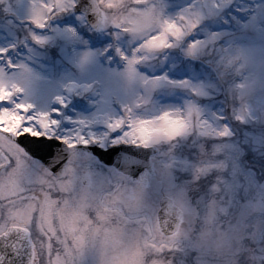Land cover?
<instances>
[{"label": "snow or ice", "instance_id": "obj_1", "mask_svg": "<svg viewBox=\"0 0 264 264\" xmlns=\"http://www.w3.org/2000/svg\"><path fill=\"white\" fill-rule=\"evenodd\" d=\"M17 7L41 48L53 43L44 32L81 38L77 25L101 38L74 67L84 75L100 59L118 62L129 99L60 79L38 106L32 98L53 79L26 60L27 42V52L0 46V264H197L220 213L264 264V225L247 218L264 178L250 175L257 148L242 139L255 123L250 94L264 91V0Z\"/></svg>", "mask_w": 264, "mask_h": 264}, {"label": "rangeland", "instance_id": "obj_2", "mask_svg": "<svg viewBox=\"0 0 264 264\" xmlns=\"http://www.w3.org/2000/svg\"><path fill=\"white\" fill-rule=\"evenodd\" d=\"M18 0H4V3L0 4V46H7L10 43L24 45L25 42H30L32 26L26 23L25 14L17 7ZM10 6L16 12L17 15H7L5 13V7ZM11 22V23H10ZM6 33L10 35V38L5 40L3 36ZM77 30L80 33L81 38L70 39L61 34L53 33L52 31L41 33L45 36H50L53 39V43L45 48H41L34 44L32 47L33 52L31 56L26 57L27 61L32 63L35 71L42 76L53 79L52 83H46L42 86V91L39 96L33 97L32 102L38 106H43L46 101H49L53 95L59 92L58 84L55 81L60 79L77 80L80 83H95V91L102 94L106 100L114 103L116 100L126 102L129 96L124 89L120 77L115 73V69L119 67L118 62H114L109 65L106 59H100L98 63L92 66L84 75L74 67L75 61L79 58L80 53L91 49H96L101 46V38L95 35H89L82 28L77 25ZM38 31V30H36ZM99 97L90 96L89 99H98ZM252 107L251 117L255 120V123L250 122V126L247 129H242V139H246L249 144H252L257 148L255 155L248 157V167L254 171L250 173L253 177L264 178V91H261L259 86L253 94H250L248 101ZM247 114V113H246ZM239 127V126H238ZM252 132L253 135L244 137L243 132ZM204 159H207L205 157ZM231 162H229L230 170ZM225 169L219 170V175H225ZM219 201V207H226V198L221 195ZM252 206L247 210V218H252L255 212L264 211V192H262L257 186H253L251 191ZM219 225H224L220 228ZM210 233L208 237L207 246L209 251H203L201 258L197 261V264H211L222 259L219 248L221 245L234 247L235 244L241 245L242 248L245 234L241 233L235 235L228 231L226 224V217L223 213L218 215V224L216 227L208 229ZM189 264H192L190 261Z\"/></svg>", "mask_w": 264, "mask_h": 264}, {"label": "flooded vegetation", "instance_id": "obj_3", "mask_svg": "<svg viewBox=\"0 0 264 264\" xmlns=\"http://www.w3.org/2000/svg\"><path fill=\"white\" fill-rule=\"evenodd\" d=\"M20 44L21 42L18 43L19 50L21 52H27V49L24 47V45ZM27 44L31 48L34 46V43L32 41H30L29 43L27 42ZM9 55L12 56L13 59H16V53L10 52ZM251 219L253 221V226L255 227V230L259 231L260 226L264 225V211L255 212ZM205 251H209V246H206L204 252ZM218 251L221 252L222 259L211 264H238L237 255L244 256L245 260L247 261V264H255V258L251 257L250 249H247L245 247L242 248L241 245L235 244L234 247H230L223 244L221 245Z\"/></svg>", "mask_w": 264, "mask_h": 264}]
</instances>
